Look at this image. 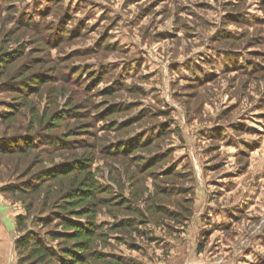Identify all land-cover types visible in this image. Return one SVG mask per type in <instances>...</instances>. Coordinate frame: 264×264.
<instances>
[{"label":"rangeland","instance_id":"rangeland-1","mask_svg":"<svg viewBox=\"0 0 264 264\" xmlns=\"http://www.w3.org/2000/svg\"><path fill=\"white\" fill-rule=\"evenodd\" d=\"M27 235L84 264H264L262 0H0V264H41Z\"/></svg>","mask_w":264,"mask_h":264},{"label":"trees","instance_id":"trees-1","mask_svg":"<svg viewBox=\"0 0 264 264\" xmlns=\"http://www.w3.org/2000/svg\"><path fill=\"white\" fill-rule=\"evenodd\" d=\"M262 2L264 5V0H262ZM54 145H57V144H54ZM62 145L63 146H69L68 144H65V143H63ZM124 145H126V144H123L122 146L115 147L114 150L112 151V153H115V154L124 153L125 149H126V148H124ZM9 147L10 146H6V147L2 148L3 153L6 152L5 154H8L9 151L10 152L15 151L14 154L19 155V154H21V153H19L21 151L27 153L30 150V148L27 144L24 147L21 145L19 146V144L14 146V148H9ZM69 171L70 170H60L58 172H55L54 175H56V176H53V177L55 179L59 176V177H62V179H63L68 174ZM92 187H94V186H92ZM32 188H36V189L34 190ZM38 189L39 188L34 186L33 184H27L26 186H11V187L5 188L4 191L11 193V194H15L17 192H23L25 195H27L30 193H36L38 191ZM86 192L87 191L85 189L84 190H79V189L78 190H75V189L70 190L67 194V196H68L67 201H70L73 199L74 201L85 202L87 195H91L90 193H86ZM89 197L93 198L92 196H89ZM67 201H66L67 206H68L67 208L72 209L73 206H70V205H72V202L71 201L67 202ZM92 205H95V203H92ZM28 207H29L28 212L30 214V210L32 209L31 208L32 205L28 204ZM85 211H86V214H84V215H89V216H91L93 213H96L95 207H92L91 210L86 209ZM84 215H82V216H84ZM29 217H30V215H27L26 217H24V216L18 217V226H19L21 231H23V229L24 230L26 229L25 225H26V222L29 219ZM90 220L93 221V218H90ZM70 223H74V222H70ZM76 225H77V229H78L77 232L80 235H82V237H88L89 235H92L93 232L90 229L83 227L82 224H76ZM91 226H93V224H91ZM94 227H95V225L93 226V228ZM60 236H61L60 234L56 233V234L51 235L50 239L52 241H57V240H60ZM71 236L72 235H67V238H69ZM16 247H17L18 251H21V250L27 251L28 249H31V253L29 252L30 257L32 256V259L34 260V262L36 260H39V263L41 262V264H44L47 261H52V260H56V259L61 261L58 264H84L85 258H83V257H86V255H87L86 249H87V247L89 248L90 246L77 248L79 250H77V249L74 250V247L71 246L70 250H69L70 252H66V254H64V256H63V254H62V256H59L57 253V251H59L58 249L48 247L46 243H44L42 240L35 237V235H27V236L21 237L17 241ZM32 263L33 262L30 261V262H27L26 264H32Z\"/></svg>","mask_w":264,"mask_h":264}]
</instances>
